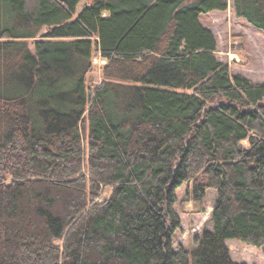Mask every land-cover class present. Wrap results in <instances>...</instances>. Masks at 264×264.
I'll list each match as a JSON object with an SVG mask.
<instances>
[{"label": "trees", "instance_id": "1", "mask_svg": "<svg viewBox=\"0 0 264 264\" xmlns=\"http://www.w3.org/2000/svg\"><path fill=\"white\" fill-rule=\"evenodd\" d=\"M231 2L264 35V0ZM227 8L0 0V264H247L227 240L264 254V84L232 75L200 21ZM185 185L198 213L216 199L175 249Z\"/></svg>", "mask_w": 264, "mask_h": 264}, {"label": "rangeland", "instance_id": "2", "mask_svg": "<svg viewBox=\"0 0 264 264\" xmlns=\"http://www.w3.org/2000/svg\"><path fill=\"white\" fill-rule=\"evenodd\" d=\"M91 0H89L90 2ZM84 2L77 7V13L82 9ZM200 21L208 28L216 39L215 56L219 62L227 65L232 75H241L256 84H264V35L261 31L235 15L232 2L228 0L225 11H212L201 16ZM45 30L40 31L43 35ZM106 60L101 57L92 59V69L86 76V86L91 89L102 80V67ZM109 190H104L102 199ZM187 186L179 190L176 210L181 219V228L173 238V246L182 245L187 248L194 247V237L200 235L204 229L211 227L210 211L213 206L216 192L210 190L204 201L205 211L197 212V206L187 198ZM242 244L241 242L236 241ZM248 246V245H247ZM251 247V246H250ZM240 252L248 262L264 264L262 249H250Z\"/></svg>", "mask_w": 264, "mask_h": 264}, {"label": "crops", "instance_id": "3", "mask_svg": "<svg viewBox=\"0 0 264 264\" xmlns=\"http://www.w3.org/2000/svg\"><path fill=\"white\" fill-rule=\"evenodd\" d=\"M208 192L209 191H207V193ZM215 199H216V197L214 196L213 201H215ZM210 229H211V227L208 230H210ZM225 244H226L227 248L230 251L231 258L234 261L244 262V263H247V264H253V263L248 262L245 258H243L244 255L238 254V253L244 252V251L248 252L249 250H247V248L254 249L253 247H250V246H247V245L243 246V245L237 243L235 240H227V241H225ZM174 248L176 249L177 247H174Z\"/></svg>", "mask_w": 264, "mask_h": 264}]
</instances>
